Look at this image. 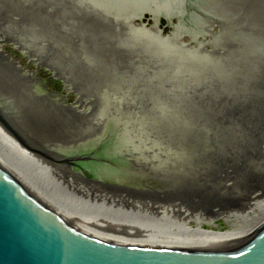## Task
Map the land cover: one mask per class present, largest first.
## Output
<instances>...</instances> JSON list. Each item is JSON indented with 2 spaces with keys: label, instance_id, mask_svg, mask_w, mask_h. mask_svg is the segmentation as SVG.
I'll return each mask as SVG.
<instances>
[{
  "label": "water",
  "instance_id": "1",
  "mask_svg": "<svg viewBox=\"0 0 264 264\" xmlns=\"http://www.w3.org/2000/svg\"><path fill=\"white\" fill-rule=\"evenodd\" d=\"M0 14L95 107L52 104L66 98L0 54V264H264V228L213 251L104 241L63 162L204 212L259 193L264 0H0ZM62 114L89 131L101 118V135L59 144L77 133Z\"/></svg>",
  "mask_w": 264,
  "mask_h": 264
},
{
  "label": "bare ground",
  "instance_id": "2",
  "mask_svg": "<svg viewBox=\"0 0 264 264\" xmlns=\"http://www.w3.org/2000/svg\"><path fill=\"white\" fill-rule=\"evenodd\" d=\"M146 9L163 14L174 13L165 6L153 4L148 5ZM4 27L1 30L0 44L10 42L15 51H21L26 59L33 63L35 70L21 65L14 54L6 53L1 45L0 54L9 58L17 71L23 72L31 80L34 79L33 82H43L39 73L42 66L48 67L47 59L45 61L42 56L30 51L32 48L36 49L34 44L31 45L20 35L18 37L12 34L7 24H4ZM47 67L45 70L53 78L62 79L63 74L52 67L49 68L50 70ZM65 83L67 92H73L71 82ZM82 99L87 98L82 97ZM82 108H84L83 111L76 109L79 114L92 116L90 115L92 112H88L90 107L87 103L82 102ZM70 176L73 177L72 180L103 240L108 243L148 250L179 248L189 251H213L234 248L253 239L264 228V195L262 194H254L244 205L237 206L238 209L234 211L220 210L207 213L200 209H191L176 201L144 200L127 192H111L106 189V186H97ZM222 218L232 224L229 230L208 229V227L214 228L216 222Z\"/></svg>",
  "mask_w": 264,
  "mask_h": 264
},
{
  "label": "rangeland",
  "instance_id": "3",
  "mask_svg": "<svg viewBox=\"0 0 264 264\" xmlns=\"http://www.w3.org/2000/svg\"><path fill=\"white\" fill-rule=\"evenodd\" d=\"M131 1L137 2V0H131ZM183 1H186V0H182V3H183ZM0 17H2L1 14H0ZM2 20L0 21V23H1L0 24V36H1V30H3V28H5L4 27L5 23L2 22ZM166 25H167L166 21L162 20L160 28L164 31L165 35H168L169 32H170V29L167 28ZM150 26H151V24L148 25V27H150ZM6 41H8V39ZM0 45H1V47L5 48L6 53H8L9 55L14 54L15 58L18 60V62H20L21 65L29 67L30 70H33V69L35 70V67H34L33 63L31 64V62H29V59H26L25 55L21 51H15L14 50L15 49L14 46L10 42H3ZM40 69L41 70H40L39 76L43 80L44 84L46 85L45 87L47 88V90L49 92L56 93L57 95L58 94L62 95V98L63 97L66 98V100L62 104H60L52 95L47 93L48 97L51 96L50 98H48V100H54L52 102V104L57 103V104H59L61 106H64L63 104H67L69 106H73L77 110L83 111L84 110V108H82V102H83V103H87L88 106L90 107L88 112L89 113L93 112V110L95 108L93 100H91L90 98L82 99V96L78 95L74 88H73L74 89L73 93L72 92H67V88H66L67 85H65L60 79L53 78L49 74V72H47L45 70L46 67L42 66ZM36 71H37V69H36ZM28 80L31 83L34 81V79L31 80V78L28 79ZM39 86L41 87V84ZM62 119H64L63 121H68L69 119H71V121H72L71 124L75 127V129L77 131V133H75V134L73 133V134H70V135H65L63 133H58L57 134V139H55V141L58 142L59 144H63V145H65L67 143H70L71 141L78 142L79 144H81V143L83 144V142L85 143L88 140H90L91 136L95 137L97 135H101L102 132L100 131L99 127H101L105 123L101 118H99L101 120L98 119V121H96V125H99L97 127L98 129L95 127V129L93 128L91 131H89V129L91 128L90 127L89 118H87V119L86 118H81V117L73 118L72 115L62 114L60 120H62ZM64 124L65 123H63V122L60 123V125H64ZM81 127H82V130L79 131V133H78V129L77 128H81ZM86 133H88L90 136H87ZM88 137H90V138L88 139ZM92 139H94V138H92ZM70 158H72V156H70ZM68 161H69V159H67L66 161H63V162H64L69 174L72 175V176H75L78 179H83L84 180L83 182H87V183L90 182V184L93 183V184H96L97 186H101V187H102V185L103 186L108 185V186H106V189L110 190L111 192H113V191L117 192V193H119V192H127V194L128 193L129 194H133L136 197H139V198L144 199V200L145 199H150V198L153 199V197L155 199H162L161 196L165 197V195H163V194L159 195L157 193H154L152 191L145 190V189L128 191V190H125V189L117 188V187H114V186H112L110 184V183H112L111 181L106 182L103 179H101V180L89 179V178H87L88 176H86L84 174V172L80 168H78L76 165L70 164ZM82 161L84 162L85 160H82ZM80 162H81V160H80ZM262 177L259 178L258 185L256 187H260L258 194L264 195V176H262ZM71 178H73V177H71ZM109 185H111V186H109ZM232 202H234V201H232ZM242 204H244V203H242ZM225 205H226V208L225 209L223 208V211H225V212H228L230 210L234 211V209H238L237 206H242V205L233 204L231 202L226 203ZM211 208H207V209L210 212L214 211L213 208L212 209ZM217 211H219V210H217ZM217 211H214V212H217ZM205 212L209 213L208 211H205ZM192 225L194 227H196L194 224H192ZM231 227H232V224H230L227 221V219L222 218V219H219L218 222H216V225L214 226V228L208 227V229H210V230H216L217 229V231H227Z\"/></svg>",
  "mask_w": 264,
  "mask_h": 264
},
{
  "label": "flooded vegetation",
  "instance_id": "4",
  "mask_svg": "<svg viewBox=\"0 0 264 264\" xmlns=\"http://www.w3.org/2000/svg\"><path fill=\"white\" fill-rule=\"evenodd\" d=\"M182 1V0H181Z\"/></svg>",
  "mask_w": 264,
  "mask_h": 264
}]
</instances>
